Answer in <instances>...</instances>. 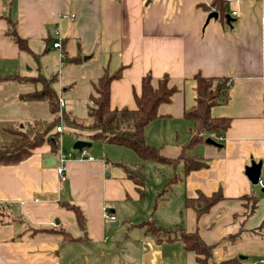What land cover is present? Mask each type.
<instances>
[{"label":"crops","instance_id":"1","mask_svg":"<svg viewBox=\"0 0 264 264\" xmlns=\"http://www.w3.org/2000/svg\"><path fill=\"white\" fill-rule=\"evenodd\" d=\"M210 2L0 0V76L54 79L56 87H51L63 100L62 111L77 118L86 117L93 84L104 69L110 73L122 69L121 77L110 84L112 109L134 107L133 94L140 93L146 73L154 86L167 75L176 91L144 131L146 143L159 147L166 158L178 157L190 137L192 121L183 112L195 105L194 75L231 82L227 100L210 110L212 117L229 118V128L223 135L203 134L204 142L191 152L207 165L177 181L155 210L153 200L142 208L136 204L140 197L134 184L113 164L138 163L136 159L127 155L119 160L113 149L68 151L73 157L66 163L63 184L56 170L59 151L47 146L15 165L0 166V263L198 264L180 241L157 243L132 226L153 219L162 227L196 231L209 245L220 242L213 250L215 261L237 258L239 264H264V227L252 231L264 220L251 221L258 206L244 217L247 209L241 199L252 194L258 198L244 168L261 161L264 175V0H227L229 23L207 21L214 10L201 5ZM10 21H15L27 51L7 36ZM56 42L59 48H53ZM78 54L77 63L73 59ZM38 89L40 84L0 83V142L7 139L8 129L29 130L41 122L36 107L41 103L19 99ZM158 171L161 185L174 174L182 176L183 170L179 164ZM219 191L224 200L199 218L184 208L186 197ZM62 202L80 208L85 233ZM105 213L114 220L106 219ZM242 225L241 237L227 240ZM57 229L83 239L63 242L51 231Z\"/></svg>","mask_w":264,"mask_h":264},{"label":"trees","instance_id":"2","mask_svg":"<svg viewBox=\"0 0 264 264\" xmlns=\"http://www.w3.org/2000/svg\"><path fill=\"white\" fill-rule=\"evenodd\" d=\"M227 0H211L209 6L201 5L206 11L214 10L218 14L217 19L226 22V12L224 4ZM7 36L20 48L28 50L26 42L21 39L16 30L15 21H10V27L7 30ZM74 62H80L81 56L78 54ZM122 69L110 73L104 69L100 78L93 84L95 95H91V105L87 106L86 117L77 118L69 112L61 111L59 115L58 94L53 90L51 84L54 79L35 77L26 78L18 75L0 76L2 82H16L20 84H40V89L19 96L22 102L45 103L50 115L53 116L49 123L36 122L32 124L29 130L26 129H8L7 139L0 142V166L15 165L28 156L34 150L42 146H47L52 152L59 149V133L56 132L58 123L62 122L65 127L71 129L75 134H81L89 142L98 141L104 145H115L127 148L134 152L141 162L139 163H113L119 166L126 177L134 184L140 199L144 195V185L146 182L143 174V163L153 161L159 164L176 168L182 165V176L174 174L163 188L156 194L152 210H155L159 203L165 199L171 186L190 172L203 169L207 164L204 159L190 154L194 148L204 142L203 134L223 133L230 126V119L224 117H212L210 110L216 104L225 102L228 98L230 80L224 77H203L199 73L194 75L195 81V105L183 112L186 120L192 121L190 137L180 148L178 157L166 158L160 153L159 147L148 145L145 141L144 131L146 126L158 118V108L160 105L168 104L176 91L174 86L169 85L167 75H163L154 86L152 76L146 73L140 82V93L133 94L134 107H122L112 109L110 107V84L113 80L121 77ZM245 200L244 207L247 209L244 217H250L257 208L258 198L255 195L243 196ZM224 200L222 193L216 192L210 196L197 193L196 197H186L184 208L191 209L196 213V217L207 214L210 209L218 202ZM61 205L67 210L73 212L77 226L85 233V219L76 205L62 202ZM133 227L144 230L151 236L155 242L180 241L186 252L192 253L198 264H239L237 258L213 260V250L220 244L209 245L202 240L198 232H187L179 226L166 228L155 223L153 219L144 220ZM242 225L238 233L228 236L232 242L241 237L245 228ZM264 223L252 230L258 232L263 229ZM62 236L63 242L81 240L82 237H72L64 229L51 230Z\"/></svg>","mask_w":264,"mask_h":264},{"label":"rangeland","instance_id":"3","mask_svg":"<svg viewBox=\"0 0 264 264\" xmlns=\"http://www.w3.org/2000/svg\"><path fill=\"white\" fill-rule=\"evenodd\" d=\"M54 69V67H53ZM52 87L55 89L56 87V83L53 82L52 83ZM95 95V92H94ZM38 108V111L40 113V121L43 123H49L53 116L50 115L48 109H47V105L44 103L41 104H37L36 106ZM60 115V114H59ZM24 121H22L23 123ZM21 124V123H20ZM26 124V123H24ZM58 126H61L62 128V133H59V149L58 151H62L64 153H67L68 151H74L72 149V146L74 144L75 141L77 140H84L86 137L81 134H75L71 129L67 128L64 126V124L62 122L58 123ZM94 147V148H93ZM105 148V149H113L115 150L116 154L119 156V160L124 159V156L130 155L131 158H135L136 161L135 162H141L139 160V158L137 157V155L132 152L131 150L124 148V147H120V146H115V145H104L101 144L98 141H95V143H92V146L90 148L85 149L86 151H90L91 149H95V150H101V148ZM193 152H190V154H193ZM129 160V159H127ZM143 163V174L145 176L146 182L144 185V195L143 198H141L138 203V206L140 208H142V206L146 203L149 204V202L151 200L152 201V208L154 205V201L156 198V194L163 188V186L167 183L168 179L164 180L163 183H161V185H158L159 179L162 180L161 178V172L158 171V169H172L166 165L163 164H159L153 161H145L142 162ZM179 171L181 170V166L178 167ZM176 171V170H175ZM173 175L169 178H172ZM174 185V184H173ZM172 185V186H173ZM171 186V188H172ZM170 188V189H171ZM254 189L256 191V194L258 196V202H257V210L255 211V213L252 216L251 221H253L255 218L258 220H260L257 224H259L261 221L264 220V216H262V206L264 205V193L261 191L260 187L257 185H254ZM170 191V190H169ZM168 191V192H169ZM264 213V211H263Z\"/></svg>","mask_w":264,"mask_h":264},{"label":"water","instance_id":"4","mask_svg":"<svg viewBox=\"0 0 264 264\" xmlns=\"http://www.w3.org/2000/svg\"><path fill=\"white\" fill-rule=\"evenodd\" d=\"M218 14L216 12H212L207 16V21L211 18L216 19ZM226 20L229 23L230 22V17L226 16ZM207 143L214 144L211 140H206ZM91 147V142L84 141V140H77L74 142L72 149L77 150V151H82L84 149L90 148ZM54 160V159H53ZM55 162V160H54ZM52 161V164H54ZM46 165L49 166V161L48 159L45 161ZM261 168H262V162L261 161H251L248 166L244 168V174L246 175L247 179L252 185H257L258 179L260 178L261 175ZM262 192H264L262 190ZM244 257H239V259H242Z\"/></svg>","mask_w":264,"mask_h":264},{"label":"built area","instance_id":"5","mask_svg":"<svg viewBox=\"0 0 264 264\" xmlns=\"http://www.w3.org/2000/svg\"><path fill=\"white\" fill-rule=\"evenodd\" d=\"M232 14L235 15V13H232ZM52 46H53V48H59L60 43L59 42L53 43ZM58 103H59V111H60L59 114H61V111L63 108V100L59 98ZM56 132L62 133L61 126L56 127ZM72 157H73L72 152H67V153H64L62 151L58 152V157L56 159V170H57V173L59 176V182L62 184L66 181V176H65L66 163ZM257 186L260 187L261 191L262 190L264 191V175H260V178L258 179V182H257ZM105 218L109 219V220H114V217L109 215L108 213H105ZM0 264H4V263H0Z\"/></svg>","mask_w":264,"mask_h":264}]
</instances>
